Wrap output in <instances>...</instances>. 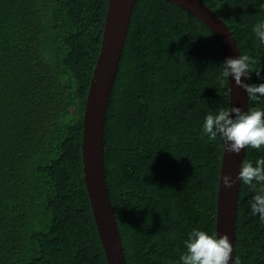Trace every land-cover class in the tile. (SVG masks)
I'll return each instance as SVG.
<instances>
[{
  "label": "trees",
  "instance_id": "obj_1",
  "mask_svg": "<svg viewBox=\"0 0 264 264\" xmlns=\"http://www.w3.org/2000/svg\"><path fill=\"white\" fill-rule=\"evenodd\" d=\"M264 83L252 33L264 0H200ZM109 0H0V264H107L84 182L83 117ZM225 59L196 16L136 0L107 104L104 175L126 264H179L193 228L216 233L223 145L202 136L229 108ZM256 71H259V76ZM264 100L248 99V109ZM264 150L247 148L255 164ZM241 183L234 258L264 264V223Z\"/></svg>",
  "mask_w": 264,
  "mask_h": 264
},
{
  "label": "water",
  "instance_id": "obj_2",
  "mask_svg": "<svg viewBox=\"0 0 264 264\" xmlns=\"http://www.w3.org/2000/svg\"><path fill=\"white\" fill-rule=\"evenodd\" d=\"M200 19L216 36L224 57H237L240 51L225 23L200 0H165ZM136 0H109L103 29L102 43L96 60L87 94L82 135V161L84 182L90 200L94 220L107 264H126L121 238L104 175L103 130L111 89L116 77L124 41ZM244 83L247 79L241 77ZM229 84V108L248 110V97L244 89L235 84L231 76ZM245 149L239 154L223 151L220 177H236ZM241 183L225 188L219 178L216 210V233L226 235L232 245L229 264L234 259L235 222Z\"/></svg>",
  "mask_w": 264,
  "mask_h": 264
},
{
  "label": "clouds",
  "instance_id": "obj_3",
  "mask_svg": "<svg viewBox=\"0 0 264 264\" xmlns=\"http://www.w3.org/2000/svg\"><path fill=\"white\" fill-rule=\"evenodd\" d=\"M252 33L260 45H264V20L252 27ZM250 58L246 55L226 57L220 64L221 86L230 76L235 84L245 90L251 101L264 100V83H244L241 77L250 76ZM259 76V71H256ZM201 134L209 141L219 140L225 152L239 154L242 149L252 148L257 151L264 150V110L248 109L242 111L239 107L220 108L209 111L203 119ZM220 180L225 188L239 181L244 185L252 186L264 184V158H257L255 164L242 161L241 167L233 178L222 175ZM250 214L258 216L264 223V188L257 191L248 201ZM185 251L179 257V264H229L232 254V245L226 235L208 232L193 228L183 241ZM232 264H239L237 259H232Z\"/></svg>",
  "mask_w": 264,
  "mask_h": 264
}]
</instances>
